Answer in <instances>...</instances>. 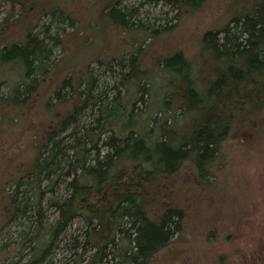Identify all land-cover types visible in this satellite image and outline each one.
Masks as SVG:
<instances>
[{
    "label": "trees",
    "instance_id": "trees-1",
    "mask_svg": "<svg viewBox=\"0 0 264 264\" xmlns=\"http://www.w3.org/2000/svg\"><path fill=\"white\" fill-rule=\"evenodd\" d=\"M163 1L180 12H195L202 4ZM38 4L0 0L6 13L0 19V85L7 87L0 96L3 119L24 111L46 75L51 48L59 40L50 28L71 23L69 16ZM108 6L109 23L124 31L142 27L134 10ZM45 15L48 25L34 32ZM139 47L127 57L98 62L105 65L102 76L116 81L111 99L108 83L99 86L90 70L82 89L81 77L72 84L69 75L50 93L54 103L44 105L48 121L56 110L59 115L36 135L32 165L19 166L9 183L13 190L0 193V229L14 220L21 227L19 242L2 249L0 264H42L76 220L82 227H76L78 237L69 235L72 264H151L185 228L184 206L167 198L171 178L189 163L197 187L214 183L211 165L221 144L237 138L249 118L256 116V124L258 116L264 118V0L235 12L222 28L207 30L195 60L174 51L150 68ZM155 68L164 85L154 92ZM121 88L123 99L118 98ZM144 96L148 102L136 110ZM27 242L29 255L22 263Z\"/></svg>",
    "mask_w": 264,
    "mask_h": 264
},
{
    "label": "rangeland",
    "instance_id": "rangeland-1",
    "mask_svg": "<svg viewBox=\"0 0 264 264\" xmlns=\"http://www.w3.org/2000/svg\"><path fill=\"white\" fill-rule=\"evenodd\" d=\"M252 1L202 0L197 11L180 12L175 5L163 0H38L41 8L69 16L71 23L63 21L55 23L57 28L55 24L50 28L51 35L57 34L58 44L51 48L49 68L39 79L33 99L25 102L29 103L24 106V111L13 116L9 113L12 117L7 119L0 115V193L13 190L9 183L19 166L25 170L32 165L36 135L48 128L53 115H59L56 110L48 121L44 105L48 104L47 100L54 103L49 95L66 76L71 75L72 84L81 77L82 89L84 76L90 70L94 77L97 75L99 86L103 81L108 83L107 95L111 99L115 91L110 87L116 85V81L108 75L102 76L100 68L104 70L105 65L98 62L106 64L112 58L127 57L139 45L150 68L157 58L174 51H181L195 60L202 35L207 30L222 28L232 14L248 8ZM114 3L134 10V19L142 27L134 24L124 31L109 23L111 19L106 17L108 4ZM38 12L39 9H35V14ZM5 15L1 10L0 19ZM15 17L16 14L8 17L9 21L13 22ZM38 21L39 27L34 32H40L41 25H48V16H42ZM154 30L156 35L149 34ZM16 34L15 29L10 35ZM110 64L118 71L113 62ZM154 73L155 89L152 91L155 92L164 84L158 69L155 68ZM3 84L0 85V96L7 94ZM124 96L121 88L118 98ZM147 102L148 98L144 96L134 107L144 109ZM53 107L62 106L56 104ZM255 117L248 119L249 123L247 121L239 130L237 138H228L221 144L220 155L211 165L215 177L210 180L214 183L205 188L197 187L189 163L171 178L167 198L184 206L187 212L185 228L173 236L169 246L159 252L151 264H264V118L258 116L261 123L256 124ZM47 215L49 220L55 218L52 210L47 211ZM1 216L0 207V223ZM18 224L19 220H14L0 229V256L6 254L2 249H9L19 242L21 227ZM77 226L82 227L80 220L75 221L67 231L68 236L60 240L42 264H72L69 235L80 234ZM2 245L5 248H1ZM28 250L27 242L22 247V263L28 258Z\"/></svg>",
    "mask_w": 264,
    "mask_h": 264
}]
</instances>
